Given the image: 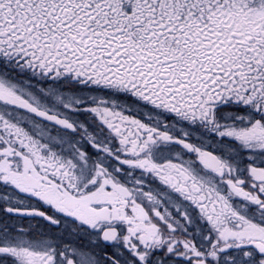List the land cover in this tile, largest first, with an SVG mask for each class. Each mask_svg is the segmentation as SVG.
Returning <instances> with one entry per match:
<instances>
[{
	"label": "snow or ice",
	"instance_id": "snow-or-ice-1",
	"mask_svg": "<svg viewBox=\"0 0 264 264\" xmlns=\"http://www.w3.org/2000/svg\"><path fill=\"white\" fill-rule=\"evenodd\" d=\"M0 264H264V0H0Z\"/></svg>",
	"mask_w": 264,
	"mask_h": 264
}]
</instances>
